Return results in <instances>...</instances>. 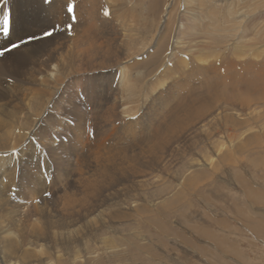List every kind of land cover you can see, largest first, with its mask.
I'll list each match as a JSON object with an SVG mask.
<instances>
[{"label": "rangeland", "instance_id": "374dc122", "mask_svg": "<svg viewBox=\"0 0 264 264\" xmlns=\"http://www.w3.org/2000/svg\"><path fill=\"white\" fill-rule=\"evenodd\" d=\"M68 1L33 61L0 73L19 124L9 85L71 57L8 168L0 264H264V0H85L79 22ZM76 22L96 24L82 42Z\"/></svg>", "mask_w": 264, "mask_h": 264}, {"label": "bare ground", "instance_id": "6f19581e", "mask_svg": "<svg viewBox=\"0 0 264 264\" xmlns=\"http://www.w3.org/2000/svg\"><path fill=\"white\" fill-rule=\"evenodd\" d=\"M96 1L97 0H95V2ZM2 2L3 0H0V3ZM54 2V0H8L6 9L11 10L16 22V34L12 37V39L15 40L19 37L28 35H39L44 31H51L52 28L55 26L57 27L64 24L67 21V17H69V12L67 8V2L69 1L57 0L58 5L62 8V10H56ZM72 4L76 5V7L74 8L75 15L77 18V22H79L78 20H80L81 14L83 17V14L85 13V10H83L82 7L83 5H85V0H72ZM171 4L172 2L167 4L164 10V16L162 17L163 19L165 18L166 20H169L172 7ZM4 10L5 9H0V13H2ZM64 11L68 12V14L66 13V17L64 16ZM77 22L73 23L72 34H76V42H82V40L80 39L82 38L83 34H91L96 24H94L93 27H90L88 29L87 27H84L81 22L79 23V25H76ZM201 33L202 34L200 35L202 37H205L206 32L203 31ZM77 38L79 40H77ZM189 38L191 39V41L186 44L189 45V50H192L195 47L205 46L203 43H201V37L190 35ZM48 41L49 38H44L39 41H33L30 45L23 46L18 50H13L11 53H6L3 57H0V73H10V71L12 70H20L23 66L33 61V55L31 54L32 52H30L32 49L30 48L35 47L37 43L44 44ZM7 43V41H4L3 38L0 37V50L6 47ZM98 44L99 43L95 42L88 43V45L85 44L86 49H83L85 54L91 57L92 52L97 49ZM67 57L62 55L61 57L58 56L57 59L47 60V68L44 70V73L39 77V86L35 84L19 83L18 85H9L11 86L9 90L11 99L13 101L22 100L26 102V107H24V109L21 108L22 113H25V115H23V118H21L22 121L19 124H17V119L15 118L17 112L16 114H14L13 109H10V106H6L0 103V146H3L5 149H7V151L0 152V192L1 195H5L7 198L10 196L9 194L11 193L10 190L13 184V182L10 181L11 177L13 176L12 173H14L12 169L13 166L11 165V163L13 161L17 163L18 161V148L28 144V140H23V136H20L21 131L24 128L23 132H26V134H28V136L25 137L24 135V137H28V139L31 138V135H33L34 132L33 129L35 128V126L39 125L36 122L37 120L35 119H39L41 114L45 113L47 107L49 106V102L51 100L50 94L52 93L50 90L55 89L59 91L61 89V86L65 84V79L68 76L66 71L68 70L67 63L71 59V57ZM48 58L52 57L50 56ZM6 60L9 61L7 62ZM5 62H7L8 64H6ZM8 114L12 115L13 117L7 119L6 117ZM225 157L226 156H224V158ZM9 167L11 168L12 173L10 174L12 176L7 173ZM5 179L7 180V182H5ZM42 180L43 184L46 186V180L43 178ZM1 195L0 203L2 202ZM96 223L97 222H95V224ZM72 232L73 229L67 232V234H71Z\"/></svg>", "mask_w": 264, "mask_h": 264}, {"label": "snow or ice", "instance_id": "6c2138e0", "mask_svg": "<svg viewBox=\"0 0 264 264\" xmlns=\"http://www.w3.org/2000/svg\"><path fill=\"white\" fill-rule=\"evenodd\" d=\"M7 4L8 0H3V2L0 3V9H5L0 13V37L8 42L7 46L0 50V57H3L6 53H11L13 50H18L23 46L30 45L33 41L53 35L52 31H44L40 35H28L13 40L12 37L16 34V22L11 10L6 9ZM69 11H72V9H69ZM105 15H108V13L106 12ZM69 27H71V25H69ZM45 195L50 196L51 193H45Z\"/></svg>", "mask_w": 264, "mask_h": 264}, {"label": "clouds", "instance_id": "9594fccd", "mask_svg": "<svg viewBox=\"0 0 264 264\" xmlns=\"http://www.w3.org/2000/svg\"><path fill=\"white\" fill-rule=\"evenodd\" d=\"M38 252L43 255V247H41V249L38 250ZM49 264H52V262L50 261Z\"/></svg>", "mask_w": 264, "mask_h": 264}]
</instances>
